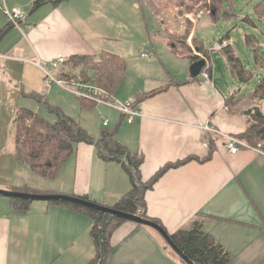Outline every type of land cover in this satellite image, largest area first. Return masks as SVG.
Wrapping results in <instances>:
<instances>
[{"label":"crops","instance_id":"obj_1","mask_svg":"<svg viewBox=\"0 0 264 264\" xmlns=\"http://www.w3.org/2000/svg\"><path fill=\"white\" fill-rule=\"evenodd\" d=\"M37 1L0 0V189L86 197L109 208L132 189L122 164L104 161L84 142L53 178H42L17 160L14 118L29 109L55 122L44 108L48 104L96 140L103 129L118 128L117 140L144 158L143 182L170 167L145 193L148 218L170 236L199 221L230 254V264H264V143L261 152L242 148L236 155L224 146L225 135L258 144L243 138L249 125L246 99L235 92L243 99L228 102L232 94L225 95L218 84L212 56L220 52L211 53L213 43L198 36V27L208 22L202 19L192 31L194 46L166 33L160 37L154 27L153 33L146 11L151 8L140 0H66L34 8ZM4 7L26 14L19 27L10 24ZM222 40L232 43L231 36ZM157 43L170 52L158 53ZM196 52L212 64L208 78L204 69L192 76V64L201 60ZM145 53L154 57L142 58ZM58 55L67 58L62 71L84 77L98 73L77 58L124 59L125 72L112 95L133 100L144 116L128 123L117 110L66 98L68 91L55 85L46 89L45 74L35 63ZM28 173L39 180L30 185L21 177ZM93 227L90 215L67 205L32 201L28 212L18 213L10 198H0V264H89L96 257ZM111 245L106 264H184L156 230L134 222L121 223Z\"/></svg>","mask_w":264,"mask_h":264},{"label":"trees","instance_id":"obj_2","mask_svg":"<svg viewBox=\"0 0 264 264\" xmlns=\"http://www.w3.org/2000/svg\"><path fill=\"white\" fill-rule=\"evenodd\" d=\"M63 1L66 0H38L34 8L46 2L57 4ZM231 2L232 0H211L207 4L209 9L207 11L211 18L215 20L218 14L224 11L222 4L228 3L231 5ZM211 3L213 4L210 7ZM263 6L264 0H261L256 7V11L260 16L264 15L260 12L261 8L263 10ZM230 14L229 7L225 15ZM249 44H253V41H250ZM199 49L200 51L204 50L203 47ZM222 51L228 59L230 71L237 77L238 81L241 84L248 83L250 72L244 69L235 50L231 46H227ZM76 62L85 64V67L95 70L98 73L101 85L111 93L117 87L126 67V61L115 55H106L100 61L82 57L77 58ZM242 99L235 93L229 97L228 102L238 104ZM249 99L255 104L244 111L249 125L243 138L254 144L264 143V77L261 78V82L257 85L255 91L250 94ZM43 105L46 110L55 115V122L29 109H22L18 114L16 120L17 160L20 163L28 164L38 176L53 178L73 155L79 143L84 142L94 145L104 161L122 164L132 182V189L113 208L151 220L147 216L145 193L153 188L154 184L170 167L164 168L149 182H143L141 166L144 158L142 155L131 152L127 146L117 140L118 128L103 129L100 138L96 140L88 135L76 120L64 114L60 109L44 103ZM82 199L88 200L86 197ZM10 200L14 210L18 213L28 212L32 203L30 200L18 198H10ZM50 203L70 206L75 210L87 213L93 218L92 236L96 246V257L89 264H106L112 250L111 238L113 233L126 220L114 216L108 217L99 211L66 202ZM171 238L194 264H230L231 262L230 254L204 231L202 222H195L190 229L181 230L171 235Z\"/></svg>","mask_w":264,"mask_h":264},{"label":"rangeland","instance_id":"obj_3","mask_svg":"<svg viewBox=\"0 0 264 264\" xmlns=\"http://www.w3.org/2000/svg\"><path fill=\"white\" fill-rule=\"evenodd\" d=\"M134 1L136 2L137 0ZM260 1L232 0L231 5L223 3L224 11L218 14L216 19L213 20L207 11V4L211 0H140L142 4H146L151 8L152 11H148L146 7V11L151 17V21L148 20L149 25L151 26V31L154 27L157 31L156 34L160 37L163 36V33H166L172 35L171 38L175 42L180 44H187L188 42L196 46L195 38L191 33L202 19H204L203 22L208 23L205 26L198 27V36L202 38L205 44L211 46L215 41L220 42L224 37L231 36L232 49L235 50L237 57L240 58L244 69L249 70L250 80L248 83L241 84L236 76L227 69L223 55L220 54L222 52L212 56L215 66H217L215 75L225 95L230 96L237 92L238 95L246 99L243 102L244 108L252 107L255 104L249 99V96L261 82V78L264 77V15L260 16L256 11V7ZM229 7L231 14L226 16L225 12ZM260 12L264 13V6ZM132 19H134V15ZM249 40L253 41V44H249ZM157 44L158 53L170 52L169 47L159 46V43ZM63 94L66 98L78 99L69 92H63ZM28 102L26 101L27 104ZM102 107L100 106L98 108L102 109ZM13 121L15 129V124L17 125L16 118ZM21 177L30 185H33L34 181L39 180L36 174H21ZM16 191L25 192L29 190L17 189ZM0 198L9 202V198L7 197Z\"/></svg>","mask_w":264,"mask_h":264},{"label":"built area","instance_id":"obj_4","mask_svg":"<svg viewBox=\"0 0 264 264\" xmlns=\"http://www.w3.org/2000/svg\"><path fill=\"white\" fill-rule=\"evenodd\" d=\"M4 13L7 16L11 25L19 27L20 22L25 20L26 14L20 8L9 9L4 7ZM201 17V16H200ZM232 43L228 40H221L213 43L209 51L211 53L221 52L225 47L231 46ZM196 55L201 59L205 60L206 66L203 71V75L208 78L209 71L212 69V64L209 59L196 52ZM152 54H142V58H153ZM67 64V58L63 55H58L51 62L38 61L35 63L45 74L44 87L49 89L56 85L64 90L70 92L81 100H87L96 105L106 106L111 109L117 110L127 118L128 123L134 122L135 118L143 117L144 113L137 107L133 100L125 102L117 100L112 93L104 88L97 76L83 75H70L62 68ZM109 121L104 118V126H108ZM224 146L227 152L231 155H236L242 148L253 149L258 152L262 151L263 145L259 143L253 147L248 143L240 140L235 136H224Z\"/></svg>","mask_w":264,"mask_h":264},{"label":"water","instance_id":"obj_5","mask_svg":"<svg viewBox=\"0 0 264 264\" xmlns=\"http://www.w3.org/2000/svg\"><path fill=\"white\" fill-rule=\"evenodd\" d=\"M206 66L205 60H198L194 62L191 66V73L194 78H197L203 69ZM0 196L7 198H18L25 199L30 201H46V202H66L78 206H82L85 208L93 209L99 211L106 216H114L116 218H120L126 221L134 222L137 224H141L144 226H148L156 230L167 243V245L177 254V256L185 263V264H194L174 243L169 233L166 230L157 224L156 222L142 218L137 215L128 214L122 211H119L115 208L105 207L88 200L82 199L76 196H68L63 194H33L26 192H17V191H9L0 189Z\"/></svg>","mask_w":264,"mask_h":264}]
</instances>
